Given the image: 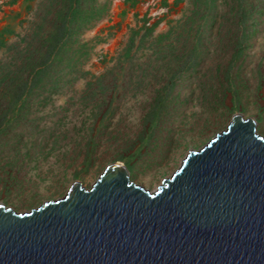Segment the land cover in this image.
Instances as JSON below:
<instances>
[{"label":"rangeland","instance_id":"374dc122","mask_svg":"<svg viewBox=\"0 0 264 264\" xmlns=\"http://www.w3.org/2000/svg\"><path fill=\"white\" fill-rule=\"evenodd\" d=\"M70 5L77 10L54 61L56 88L37 91L0 135V203L28 211L63 197L74 181L89 188L114 161L153 191L236 112L253 118L264 135V0H0V111L12 91L3 67L21 74L22 53L62 32ZM238 5L247 38L231 69ZM204 20L193 59L190 47ZM231 80L236 95L222 98ZM166 84L167 98H156ZM154 106L160 122L147 152L122 159Z\"/></svg>","mask_w":264,"mask_h":264},{"label":"water","instance_id":"95a60500","mask_svg":"<svg viewBox=\"0 0 264 264\" xmlns=\"http://www.w3.org/2000/svg\"><path fill=\"white\" fill-rule=\"evenodd\" d=\"M0 264H264V135L236 112L153 191L114 161L28 211L0 203Z\"/></svg>","mask_w":264,"mask_h":264},{"label":"trees","instance_id":"16d2710c","mask_svg":"<svg viewBox=\"0 0 264 264\" xmlns=\"http://www.w3.org/2000/svg\"><path fill=\"white\" fill-rule=\"evenodd\" d=\"M240 5L237 6L234 13H236L240 19L237 22L238 29L240 34L236 35L235 41V52L230 60L229 67L233 69L236 60L242 55V50L244 48V41L247 38L246 33V12L242 11ZM77 8L74 5H70L68 9L63 13V26L62 32H57L55 34H49L46 37L42 38L40 42V48L35 50L33 54L28 50L25 51V55H21V64L22 70L21 74L16 76L10 75V71H5L3 67V79H10V86L12 91H9V101L5 108L0 111V135L4 134L6 129L21 116L23 109L25 108L27 102L30 98L36 96L37 91L40 89H45L48 86V89L56 88V84L53 83V68L55 66L56 58L60 53V49L66 44L67 40L70 38L71 30L73 29V23L75 21V15ZM99 15V12H97ZM97 15V16H98ZM205 18L206 15L204 14ZM206 25V20L201 22L197 28V38L192 43L190 47V57H197L199 54L200 48V35L204 31V26ZM148 28V27H147ZM169 32L159 35V39L166 38ZM233 65V66H232ZM11 66V65H10ZM5 71V72H4ZM13 72V71H11ZM5 73V74H4ZM49 78V85L45 82ZM47 84V85H46ZM171 84H166L159 91V94L156 98H167V95L171 89ZM236 84L231 80L228 82L227 87L222 90V98H227L228 95L232 97L236 95L237 92ZM95 92L91 91L87 96L83 98L93 97ZM221 100V99H219ZM223 100V99H222ZM221 100V101H222ZM147 123V128L145 132L139 136L138 142H132L129 146L128 156L121 157L122 159H132L144 152H147L149 147L150 140L154 138L155 129L158 127L160 122V115L158 112V107L154 106L145 120ZM139 143V144H138ZM91 144L88 145V152H91Z\"/></svg>","mask_w":264,"mask_h":264}]
</instances>
